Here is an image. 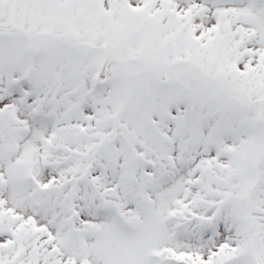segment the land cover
Wrapping results in <instances>:
<instances>
[{
    "label": "snow or ice",
    "instance_id": "obj_1",
    "mask_svg": "<svg viewBox=\"0 0 264 264\" xmlns=\"http://www.w3.org/2000/svg\"><path fill=\"white\" fill-rule=\"evenodd\" d=\"M0 264H264V0H0Z\"/></svg>",
    "mask_w": 264,
    "mask_h": 264
}]
</instances>
